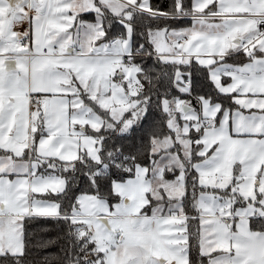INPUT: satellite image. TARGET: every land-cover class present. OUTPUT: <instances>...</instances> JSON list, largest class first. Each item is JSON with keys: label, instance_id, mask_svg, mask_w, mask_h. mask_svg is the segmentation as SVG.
Wrapping results in <instances>:
<instances>
[{"label": "snow or ice", "instance_id": "1", "mask_svg": "<svg viewBox=\"0 0 264 264\" xmlns=\"http://www.w3.org/2000/svg\"><path fill=\"white\" fill-rule=\"evenodd\" d=\"M0 264H264V0H0Z\"/></svg>", "mask_w": 264, "mask_h": 264}]
</instances>
